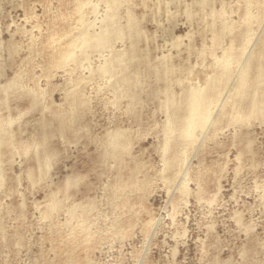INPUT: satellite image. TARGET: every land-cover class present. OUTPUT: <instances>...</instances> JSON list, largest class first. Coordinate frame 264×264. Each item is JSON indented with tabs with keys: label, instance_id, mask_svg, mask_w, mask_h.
I'll use <instances>...</instances> for the list:
<instances>
[{
	"label": "rangeland",
	"instance_id": "rangeland-1",
	"mask_svg": "<svg viewBox=\"0 0 264 264\" xmlns=\"http://www.w3.org/2000/svg\"><path fill=\"white\" fill-rule=\"evenodd\" d=\"M209 1L0 0V264H264V106L242 119L215 102L180 148L165 131L168 95L226 57L223 93L249 49L264 55V0ZM132 20L133 59L148 60L134 102L101 75L129 52ZM111 26L125 37L81 41ZM115 128L123 147L102 155Z\"/></svg>",
	"mask_w": 264,
	"mask_h": 264
},
{
	"label": "bare ground",
	"instance_id": "bare-ground-1",
	"mask_svg": "<svg viewBox=\"0 0 264 264\" xmlns=\"http://www.w3.org/2000/svg\"><path fill=\"white\" fill-rule=\"evenodd\" d=\"M113 1H114V5H115L116 2H115V0H113ZM112 3H110V4H112ZM195 3H201V1L200 2H195ZM203 3H205V0H204ZM204 6H205V4H204ZM203 9H205V8H203ZM188 11H187V13H188ZM130 13H128V14H130ZM211 15H213L212 12H211ZM111 17L112 18L115 17L114 14H112ZM111 17L109 19H111ZM127 18H130V17L128 16ZM133 20L130 21V23H128V21H126L129 24L128 32L126 31V34L127 33L128 34L126 36L127 37L129 36V38L132 40V41H130L131 44H130V49L128 50L129 52L128 53H125V51H124L123 52L124 54L121 53L123 55H119V57L117 56V57L114 58V62H111V65H107V66L101 67L102 68L101 71H103L101 73V75L104 72H106V73L109 72V74L113 77V88L116 91L117 90H120V92L123 93L126 97H128L131 100V102H134L135 97L137 96V95H135L136 92L134 91V89H136V86L140 82V79H142L144 77L143 76L144 73L143 74L142 73H138V68H139L140 65H144V64L146 65V64H148V60L145 59L143 55L140 56L141 57V58H139L140 60H135L134 61V59H133V58H136L137 56H139L134 51L133 48L136 45L137 40L142 36L141 35V32L142 31L140 32L137 29V26H136V24H137L136 23V20L137 19L135 20V22ZM223 22L226 23V21H223ZM114 24H116V23H114ZM226 25L228 26L229 24H226ZM220 26H221V24H220ZM225 26H223V27H225ZM229 27H230V25H229ZM230 28L227 27L226 29L228 30ZM123 30L124 29H122L121 27H114V26L112 27L111 26L109 28H104L103 31H100L98 33L95 32L96 34L83 33L81 35V41L82 42H87V41L91 42L92 47L93 46L94 47H102L103 45H106L108 43L110 44L109 41L111 40L112 37H118V38L120 36H121V38L125 37V33L123 34V32L125 30L124 31ZM223 30H225V28ZM244 31L246 32V30H244ZM220 33H222V31ZM122 35H124V36H122ZM246 38H244V39H246ZM247 39H248L247 40V43H248V41L250 39L249 36H248ZM262 39H264V38H262ZM256 40H258V38ZM241 45H242V43H241ZM244 47H242V50H243ZM65 48H64L63 54L60 55L59 58H62L64 56L65 57L66 56H70L72 54V52L69 50L70 47H68V49H65ZM240 52H242V51H240ZM253 52H254L253 49H249L248 55L244 59V61L242 63V66L239 67V70L237 69L238 73L236 71L237 75L236 74H234V76L232 75L233 77H231V81H230V83H228L229 85L226 88V90L224 89L225 91H223V93H221L220 90H219L220 89V85L222 84L221 82H223V81L226 82V81L229 80V78L231 76L229 74V72H230V65L232 63V60H234V59H230L229 60V58H226V57H225V59H227V60L224 61L223 60L224 58L220 60V61L223 60V63H222V65H220V67H219V64H221V62H219V59L220 58L215 62L216 64H217V62H219L218 65H215V66H218L219 67V70H218V72L216 71L217 73L213 77H210V78L204 80V83H203L204 85L198 86V87L189 86V87H185V88H184V86H182L183 87V89H182L183 90L182 91L183 93H182L181 96L179 94L180 97H178V98H175L174 97V93H173V96H169V95L167 96V92H169V91L166 92V95L165 96H167V99H166V101L164 100V102H165L164 104H165V106H167V107H165V109L168 108V109H166V112L168 111L167 112L168 115H167V119H166V122H165V131L166 132H170V133H176L177 139H175L173 142H176L177 143L178 148H180V146L186 145L187 142L192 141L194 139V137H193L194 135L200 136V134L203 132L204 128L209 124L208 122H209V116H210V111H209L210 110V106L213 103H215V102L217 104H223V103L229 104L228 106H230V107H232L234 109L235 108L238 109L237 112H235L234 114L238 113L237 116L238 117H242V119H245V118H247V117H249L251 115L259 114L261 111L263 112L262 107L264 106V85L262 87H261V85L264 83V61H263L264 60V55H262V54L255 55ZM242 54H243V52H242ZM116 55H118V54H116ZM232 56H234V55L232 54ZM241 59H242V57H241ZM162 60L165 61L166 59L163 58ZM154 64H156V63H154ZM154 64L151 65V66L154 67L155 66ZM234 65H235V63H234ZM156 66H158V65L156 64ZM156 66H155V68H156ZM115 67L120 68V70L122 72H125L127 70L130 71V72L127 73V74H125V73L118 74L116 71H114V68ZM176 67L174 66L172 69H175ZM143 68H145V66ZM148 68L150 69V67H148ZM155 68H154V70H155ZM167 68L162 70L163 71V77L162 78L166 77V73L169 71ZM157 69H158V67L156 68V70ZM145 70H147V69H145ZM98 71L100 72V70H98ZM251 71H254V77L253 78H250L252 80L249 81V80H247L246 76H247V74L251 73ZM149 73L151 74V72H149ZM172 74H174V73H172ZM141 75L143 76L142 78H141ZM146 76H147V74H146ZM157 76H158V78L161 77L158 72H157ZM175 77H177V76H175ZM172 79H171V81H172ZM169 80H170V78H169ZM140 83L143 84V81H141ZM166 83H167V81H166ZM179 83H180V81H179ZM139 85H141V84H139ZM163 87H165V86L163 85ZM163 87H162V89H163ZM168 89H169V87H168ZM163 91H165V90H163ZM208 91H209V93H207ZM75 100H77V99H75ZM78 101H80V100L78 99ZM234 109H233V111H234ZM226 111H228V110H226ZM226 111H223V113L226 112ZM231 111H232V109H231ZM229 112H226L224 114L226 115ZM219 113H220V116L226 117L225 115H222L223 113L221 111ZM219 113L217 114V117H215V121L214 122L217 121V118L219 116ZM240 115H242V116H240ZM230 116H231V114H230ZM224 117H219V118H220V120H222L221 118H224ZM61 120L67 121V120H69V118H67V119H61ZM263 120H261V121H263ZM235 121L237 122V120H235ZM59 122H60V120H59ZM61 123H62V121H61ZM65 123H63L61 125V128H62V126H64ZM45 124H47V123L45 122ZM241 124H243V123H241ZM44 125H42V128H43ZM65 125H68V124H65ZM3 126H5V125L3 124ZM116 129L117 128H115V130H112L111 133L107 136L108 138H106L107 141L105 140L110 145V147H111L110 151L109 152H106V151L104 152L103 151L104 154H102V155H105V156H107L109 154H111V155L112 154L113 155L115 154L116 155V152L118 151V149L120 147H123V140H122V138L124 139V137H123V134L124 133L122 134V131H124V130L120 129V130H122V131H120V130H116ZM4 130H6V129H4ZM62 130H63V128H62ZM6 131H8V130H6ZM43 132L44 131H42V133ZM106 133H108V132H106ZM44 135H46V134L43 133V136H42L43 138H44ZM43 142H44V140H43ZM173 144H175V143H173ZM174 146L175 145H173V147ZM174 149H176V147H174ZM179 150L180 149H178L177 152H173L172 153V156H170L169 158L166 157L164 159L165 162H166L165 165H168L169 167H172L173 165H175V163H178L179 159H178L177 153L179 152ZM35 154L36 155H39L37 153H35ZM44 157L47 158V156H44ZM42 160L45 161V159H42ZM0 175H1V173H0ZM1 178H2V176H0V179ZM69 182H70V180H69ZM54 205H56V204H54Z\"/></svg>",
	"mask_w": 264,
	"mask_h": 264
}]
</instances>
